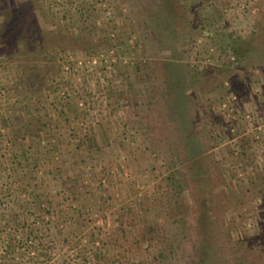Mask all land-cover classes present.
I'll return each instance as SVG.
<instances>
[{
    "label": "rangeland",
    "instance_id": "obj_1",
    "mask_svg": "<svg viewBox=\"0 0 264 264\" xmlns=\"http://www.w3.org/2000/svg\"><path fill=\"white\" fill-rule=\"evenodd\" d=\"M0 264H264V0H0Z\"/></svg>",
    "mask_w": 264,
    "mask_h": 264
},
{
    "label": "trees",
    "instance_id": "obj_2",
    "mask_svg": "<svg viewBox=\"0 0 264 264\" xmlns=\"http://www.w3.org/2000/svg\"><path fill=\"white\" fill-rule=\"evenodd\" d=\"M18 19L14 18L13 15H10V18L8 19L7 23L8 25H18ZM15 33V30H14ZM232 54H233V59L230 60V64L234 65L237 64L238 62H240V60H242L243 54L245 55V50L247 48L244 47V44H240V43H236L233 46L230 47ZM176 85H178V83H175ZM201 176H203V179L205 178V174L204 171H201Z\"/></svg>",
    "mask_w": 264,
    "mask_h": 264
}]
</instances>
